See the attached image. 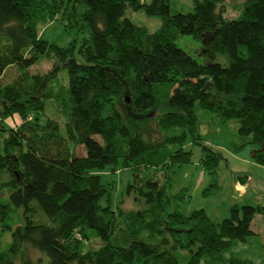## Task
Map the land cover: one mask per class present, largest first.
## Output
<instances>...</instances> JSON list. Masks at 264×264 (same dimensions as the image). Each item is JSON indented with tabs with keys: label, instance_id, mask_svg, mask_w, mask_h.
<instances>
[{
	"label": "trees",
	"instance_id": "1",
	"mask_svg": "<svg viewBox=\"0 0 264 264\" xmlns=\"http://www.w3.org/2000/svg\"><path fill=\"white\" fill-rule=\"evenodd\" d=\"M129 10L159 17L161 26L150 31ZM53 20L79 36L66 47L41 38L39 24ZM184 35L200 43L204 62L178 45ZM46 55L57 59L52 70L27 72ZM14 66L26 71L1 84ZM61 69L65 96L50 88ZM128 94L136 115L161 106V142L125 121L118 104ZM50 98L65 113L64 133L58 120L43 119ZM197 103L237 120V146L251 144L264 165V0H192L187 11L170 0H0V264L225 263L226 252L257 235L252 222L264 205H234L216 221L203 208L181 211L185 193L170 195L145 177L127 187L145 207L123 211L103 180L120 157L136 173L190 162L189 135L202 144L204 171L217 174L223 156L200 141ZM11 117L16 126L1 122ZM91 233L101 245L87 249Z\"/></svg>",
	"mask_w": 264,
	"mask_h": 264
},
{
	"label": "rangeland",
	"instance_id": "2",
	"mask_svg": "<svg viewBox=\"0 0 264 264\" xmlns=\"http://www.w3.org/2000/svg\"><path fill=\"white\" fill-rule=\"evenodd\" d=\"M147 3L152 0H143ZM174 10L187 11L192 5V0H170ZM237 10L229 7L228 16L237 15ZM128 15L140 25H146L150 31H155L161 26V19L156 16H149L144 10L128 11ZM39 36L59 46H69L77 35L76 30L67 28L62 21L53 20L47 24H39ZM180 47L197 58L200 62L206 59L201 52V45L193 37L184 35L177 39ZM57 59L54 56H43L37 64L27 69L28 73H46L53 69ZM26 71L17 66L11 67L1 84L11 82L14 78L21 77ZM69 86L68 75L65 69L57 72V77L51 83L52 91H61L63 96L67 93ZM165 89H168L165 86ZM129 101H128V100ZM132 95L128 94L118 104L128 124H138L144 138L149 142L159 143L164 138L163 133L158 128L156 118L162 111L161 106L149 116H139L134 114L133 107L128 106L132 102ZM162 101V100H161ZM160 101V102H161ZM162 104V102L160 103ZM1 108V107H0ZM198 118V133L202 137L203 144L221 152L223 160L217 174H210L204 171L201 163L203 155L202 144L194 140L191 135L183 144L185 150H192L190 162L184 164H168L163 169L153 167L141 170L137 173L133 166L136 163L131 161L133 166H125L124 158L120 157L115 165V169L108 168L103 173L104 182H112L111 204L114 208L123 211L138 210L145 207L143 199L135 197V193H127V187L140 178L153 177L165 183L168 193L175 195L185 193L186 199L180 203V210L189 213L192 210L203 208L208 215L216 221H221L231 215L234 205L242 206L251 204L254 206L264 205V165L256 163L254 160V150L251 144L238 147L240 138L238 137L239 122L237 120H222L217 112L202 107L199 103L195 106ZM47 117L58 120L61 124V131H65L66 116L61 107L50 98L47 100L46 112L43 119ZM2 116H0V119ZM19 118H7L1 122L7 126H16ZM0 132V138H2ZM99 138V137H98ZM176 143L167 145V149L177 150ZM75 151L79 155L86 153L83 145H78ZM245 179V182L241 181ZM217 179V180H216ZM241 179V180H240ZM242 186V187H240ZM106 199V198H105ZM102 199V203H108ZM47 218V217H46ZM119 220H121L119 218ZM122 225V223H120ZM252 229L257 235L252 236L247 243H239L225 253V263L231 257H241L253 260L256 264H264V213H258L252 222ZM11 236H5L4 241L9 242ZM101 241L95 234L91 233L90 240L86 241V248H97ZM208 264V263H205ZM220 264V263H218Z\"/></svg>",
	"mask_w": 264,
	"mask_h": 264
},
{
	"label": "crops",
	"instance_id": "3",
	"mask_svg": "<svg viewBox=\"0 0 264 264\" xmlns=\"http://www.w3.org/2000/svg\"><path fill=\"white\" fill-rule=\"evenodd\" d=\"M240 180H241V179H240ZM241 181L245 182V179H243V178H242V180H241ZM240 187H242V186H240Z\"/></svg>",
	"mask_w": 264,
	"mask_h": 264
},
{
	"label": "water",
	"instance_id": "4",
	"mask_svg": "<svg viewBox=\"0 0 264 264\" xmlns=\"http://www.w3.org/2000/svg\"><path fill=\"white\" fill-rule=\"evenodd\" d=\"M128 100V99H127ZM129 101V100H128ZM263 148H264V145H263Z\"/></svg>",
	"mask_w": 264,
	"mask_h": 264
}]
</instances>
